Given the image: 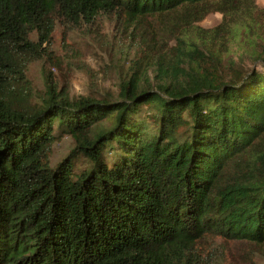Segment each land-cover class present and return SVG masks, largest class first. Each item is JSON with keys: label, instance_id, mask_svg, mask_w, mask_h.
<instances>
[{"label": "trees", "instance_id": "obj_1", "mask_svg": "<svg viewBox=\"0 0 264 264\" xmlns=\"http://www.w3.org/2000/svg\"><path fill=\"white\" fill-rule=\"evenodd\" d=\"M256 1L0 0V264L264 257V58L228 80L222 67L227 39L261 36ZM102 19L129 63L117 96L73 100L47 80L37 101L28 73L59 66L55 31L100 36Z\"/></svg>", "mask_w": 264, "mask_h": 264}, {"label": "rangeland", "instance_id": "obj_2", "mask_svg": "<svg viewBox=\"0 0 264 264\" xmlns=\"http://www.w3.org/2000/svg\"><path fill=\"white\" fill-rule=\"evenodd\" d=\"M259 9H264V0H257ZM261 15L262 28L264 29V14ZM219 14L207 16L198 24L204 29H211L220 22ZM101 35L93 37L94 29L90 27H78L65 33L58 28L53 35L52 50L54 56L60 62L59 66H53L52 61H41L33 64L28 73V77L33 83L37 101L40 100L46 91V81L48 80L55 87L68 90L71 99L80 97L100 100L102 96L115 97L119 91V85L126 73L129 63L123 61L119 55L110 57L106 45L113 40H118L119 34L115 25L102 19L100 23ZM238 36L233 40L226 41V46L222 53L223 75L226 80L234 71H245L252 67L260 69L262 61H257L259 57L264 58V30L259 38H252L245 32H237ZM123 46V51L128 50L129 42L119 44ZM132 58V57H130ZM154 72L147 74L149 84L154 83ZM103 120L101 126L107 125ZM73 146L72 140L65 136L57 140L52 145L51 163H57ZM229 245L230 252L223 254L221 264H246L245 257L252 258L251 264H264V257L258 253L250 254V250L241 249ZM217 261H221L219 257Z\"/></svg>", "mask_w": 264, "mask_h": 264}]
</instances>
